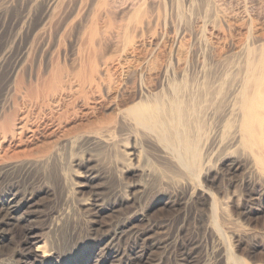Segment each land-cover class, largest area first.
Returning a JSON list of instances; mask_svg holds the SVG:
<instances>
[{"label":"rangeland","instance_id":"obj_1","mask_svg":"<svg viewBox=\"0 0 264 264\" xmlns=\"http://www.w3.org/2000/svg\"><path fill=\"white\" fill-rule=\"evenodd\" d=\"M123 1L72 0L83 4V14L94 13L98 5L103 11L114 4L112 12L130 17L125 6L128 0L122 5ZM156 1L161 2V17L163 1L167 8L169 1L186 3ZM219 2L211 0L220 17L239 15L237 18L244 17L247 25L253 23L257 31H264V0ZM28 5L20 0H0V91L14 68L19 72L25 68L24 74L34 73L39 64H49L53 54L59 55L52 56L53 61L57 57L61 62L77 61L81 45L87 40L82 26L66 31L61 39V28L54 27L52 33L56 35L50 41L36 43L27 59L25 41L29 30L46 28L43 21L46 25L49 21L42 20L46 5ZM142 32L151 30L144 26ZM106 40L111 46L117 41L109 33ZM118 41L120 47L125 46L123 38ZM115 46L104 51L101 58L118 61ZM4 93L0 92V103ZM33 102L41 103L23 98L19 108L40 112ZM86 127L73 131L68 127L56 142L33 148L25 155L15 157L0 151V158H17L0 163V216L6 212L11 193L19 191L15 219L9 222L6 232L0 229V264L43 262L20 259V233L25 229L34 235L29 240L31 249L43 244L45 255L52 258L43 264H264V126L259 146L252 143L248 127H242L240 140L226 147L225 154L230 158L219 155L213 160L212 171L193 178L188 175L191 185L169 172L167 163L139 141L125 139L119 145H99L94 136L100 134ZM9 140L2 142L4 150ZM163 141L169 142L166 138ZM131 149L136 150L138 160H128ZM223 160L234 161L239 168L225 170ZM209 197L219 201L214 210L207 204ZM119 224L123 226L119 240L109 241L108 234L117 231Z\"/></svg>","mask_w":264,"mask_h":264},{"label":"bare ground","instance_id":"obj_2","mask_svg":"<svg viewBox=\"0 0 264 264\" xmlns=\"http://www.w3.org/2000/svg\"><path fill=\"white\" fill-rule=\"evenodd\" d=\"M20 1L29 4L27 7L46 5L42 20L49 19L48 25L43 21L46 28L29 30L27 59L36 43L56 35L54 27L61 28V39L66 31L82 26L87 40L77 61L61 62L59 57L53 61L52 56H59L53 54L49 64H39L34 73L14 68L13 75L1 84L0 92L5 93L0 103V151L5 155L16 157L56 142L68 127L73 131L87 126L100 134L93 135L99 145L139 141L167 163L169 172L191 185L188 175L193 178L212 171L219 155L230 158L226 147L240 140L242 127H248L254 145L262 142L264 31H257L253 23L247 25L244 17H220L211 0H186L185 5L169 1L168 8L163 1L164 18L159 13L161 2L156 0H128L125 6L130 17L112 12L114 4L103 11L98 5L94 13L83 14V4L72 0ZM144 26L151 32L143 34ZM108 33L117 39L112 44H117L114 52L120 59L116 62L101 58L112 47L106 40ZM120 38L124 47L119 45ZM256 51L260 57L255 56ZM23 98L40 100L33 103L41 113L20 109ZM6 138L10 140L4 150ZM127 157L138 160L134 149ZM13 159L17 158H0V163ZM222 167L229 171L239 168L234 161L224 160ZM18 192L11 193L6 212L0 216L2 233L15 219ZM202 194L208 197L206 192ZM218 203L214 198L207 201L210 210ZM113 231L109 241L119 240L123 226L119 224ZM20 236V259L43 261L37 264L52 259L45 255L43 244L31 249L29 240L34 235L30 229L22 230Z\"/></svg>","mask_w":264,"mask_h":264}]
</instances>
